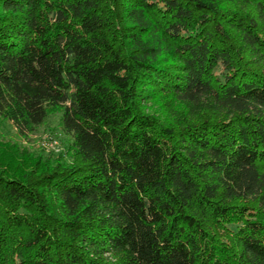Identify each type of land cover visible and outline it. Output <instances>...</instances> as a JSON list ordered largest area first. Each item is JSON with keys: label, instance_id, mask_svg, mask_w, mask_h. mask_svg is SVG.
Masks as SVG:
<instances>
[{"label": "trees", "instance_id": "16d2710c", "mask_svg": "<svg viewBox=\"0 0 264 264\" xmlns=\"http://www.w3.org/2000/svg\"><path fill=\"white\" fill-rule=\"evenodd\" d=\"M53 109L67 159L0 141V264H264V0H0V120Z\"/></svg>", "mask_w": 264, "mask_h": 264}, {"label": "rangeland", "instance_id": "374dc122", "mask_svg": "<svg viewBox=\"0 0 264 264\" xmlns=\"http://www.w3.org/2000/svg\"><path fill=\"white\" fill-rule=\"evenodd\" d=\"M146 107L163 123L173 126L180 125L189 111L186 103L177 101L170 95L157 96ZM0 141L16 145L20 155L46 158L61 154L66 159L69 157L70 140L61 131L59 109L50 110L44 123L25 138L18 136L10 124L0 120Z\"/></svg>", "mask_w": 264, "mask_h": 264}]
</instances>
